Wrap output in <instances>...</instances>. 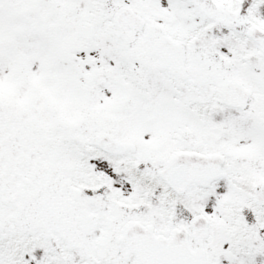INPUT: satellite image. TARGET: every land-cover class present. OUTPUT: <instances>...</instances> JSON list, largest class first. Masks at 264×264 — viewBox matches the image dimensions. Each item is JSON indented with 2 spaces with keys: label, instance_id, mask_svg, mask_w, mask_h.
<instances>
[{
  "label": "snow or ice",
  "instance_id": "1",
  "mask_svg": "<svg viewBox=\"0 0 264 264\" xmlns=\"http://www.w3.org/2000/svg\"><path fill=\"white\" fill-rule=\"evenodd\" d=\"M0 264H264V0H0Z\"/></svg>",
  "mask_w": 264,
  "mask_h": 264
}]
</instances>
